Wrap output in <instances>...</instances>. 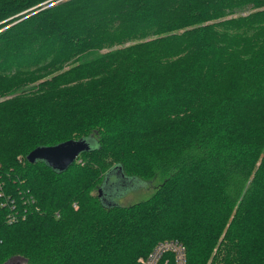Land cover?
Wrapping results in <instances>:
<instances>
[{
  "label": "trees",
  "instance_id": "16d2710c",
  "mask_svg": "<svg viewBox=\"0 0 264 264\" xmlns=\"http://www.w3.org/2000/svg\"><path fill=\"white\" fill-rule=\"evenodd\" d=\"M0 191V264H264V0H0Z\"/></svg>",
  "mask_w": 264,
  "mask_h": 264
},
{
  "label": "water",
  "instance_id": "95a60500",
  "mask_svg": "<svg viewBox=\"0 0 264 264\" xmlns=\"http://www.w3.org/2000/svg\"><path fill=\"white\" fill-rule=\"evenodd\" d=\"M92 143L91 139H69L62 142H59L54 145L49 146H37L30 150L26 155L25 159L28 162H34L36 160H41L45 162L50 168L56 171L64 170L68 165H70L77 155L84 150H88L90 148V144ZM110 171V174L108 172ZM105 175V181L97 188V196L106 204L111 202L107 201L108 189L112 186L120 187V188H132L131 181L136 182L135 179L123 177L116 172V176L119 181L116 185L107 184V179H109L110 175L114 174L113 170H109ZM139 183V182H137ZM107 193V195H106ZM14 264V263H13Z\"/></svg>",
  "mask_w": 264,
  "mask_h": 264
},
{
  "label": "built area",
  "instance_id": "2783aa9c",
  "mask_svg": "<svg viewBox=\"0 0 264 264\" xmlns=\"http://www.w3.org/2000/svg\"><path fill=\"white\" fill-rule=\"evenodd\" d=\"M7 201L12 204L11 199ZM137 264H185L184 246L177 240L158 241L145 256L138 259Z\"/></svg>",
  "mask_w": 264,
  "mask_h": 264
},
{
  "label": "rangeland",
  "instance_id": "374dc122",
  "mask_svg": "<svg viewBox=\"0 0 264 264\" xmlns=\"http://www.w3.org/2000/svg\"><path fill=\"white\" fill-rule=\"evenodd\" d=\"M130 183L133 184L132 188H128L130 186L125 188L112 186L111 188H109L107 201L114 204L127 205L146 198L149 195V193L152 191V188H150V183L148 182H146V186H140L138 184H137L138 186H136L132 181ZM114 184L116 185V183L113 182L112 185ZM155 184L156 182L154 181L153 185Z\"/></svg>",
  "mask_w": 264,
  "mask_h": 264
}]
</instances>
